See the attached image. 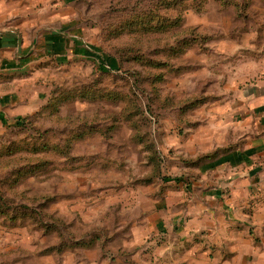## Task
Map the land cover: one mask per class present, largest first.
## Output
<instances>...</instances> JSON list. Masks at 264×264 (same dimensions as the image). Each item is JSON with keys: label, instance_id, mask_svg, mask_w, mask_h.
Returning <instances> with one entry per match:
<instances>
[{"label": "rangeland", "instance_id": "rangeland-1", "mask_svg": "<svg viewBox=\"0 0 264 264\" xmlns=\"http://www.w3.org/2000/svg\"><path fill=\"white\" fill-rule=\"evenodd\" d=\"M0 36V264L161 263L168 178L256 131L264 0H0Z\"/></svg>", "mask_w": 264, "mask_h": 264}, {"label": "crops", "instance_id": "crops-1", "mask_svg": "<svg viewBox=\"0 0 264 264\" xmlns=\"http://www.w3.org/2000/svg\"><path fill=\"white\" fill-rule=\"evenodd\" d=\"M9 45L11 38L0 36L1 121L30 111L32 102L4 87L16 84L2 76L13 58ZM251 87L241 96L242 106L251 103L254 134L199 164L195 177L179 176L169 189L179 200L176 220L148 223L149 231L163 232L155 246L159 264H264V76Z\"/></svg>", "mask_w": 264, "mask_h": 264}, {"label": "trees", "instance_id": "trees-1", "mask_svg": "<svg viewBox=\"0 0 264 264\" xmlns=\"http://www.w3.org/2000/svg\"><path fill=\"white\" fill-rule=\"evenodd\" d=\"M228 150H230V149H228ZM193 164L195 165V163L193 162ZM168 180H173V181H178L179 180V177H173V178H168Z\"/></svg>", "mask_w": 264, "mask_h": 264}]
</instances>
